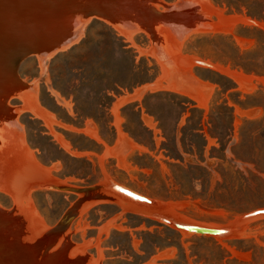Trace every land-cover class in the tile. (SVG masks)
<instances>
[{"label": "rangeland", "instance_id": "374dc122", "mask_svg": "<svg viewBox=\"0 0 264 264\" xmlns=\"http://www.w3.org/2000/svg\"><path fill=\"white\" fill-rule=\"evenodd\" d=\"M157 1L159 11L189 2L184 8L193 17L221 30L193 31L179 43L170 31L157 34L161 39L155 42L139 29L128 40L113 24L91 18L78 42L51 54L45 69L38 55L19 63L18 79L30 99L56 122L49 126L33 114L27 97L8 100L12 128L18 125L36 164L48 172L33 182L27 164L17 165L16 175L26 181L0 190L1 216L26 217L30 202L39 225L21 241L28 239L42 257L59 247V237L47 233L78 203L69 240L100 264H264V215L242 219L264 208V0ZM172 37L176 46H166ZM164 49L174 65L163 58ZM177 64L181 75L170 70ZM173 78L190 79L198 100L174 88ZM5 126L0 122V129ZM121 135L134 147L120 149ZM7 154L20 156L12 149ZM6 155H0V170ZM106 180L164 203L167 214L185 223L247 224L231 237L187 233L117 199L98 201L40 186ZM87 203L90 208H83Z\"/></svg>", "mask_w": 264, "mask_h": 264}, {"label": "bare ground", "instance_id": "6f19581e", "mask_svg": "<svg viewBox=\"0 0 264 264\" xmlns=\"http://www.w3.org/2000/svg\"><path fill=\"white\" fill-rule=\"evenodd\" d=\"M200 1L201 2H199V4H202L203 2H205L204 0H200ZM155 2H156V4H158L157 0H155ZM21 4L22 5L24 4V2L22 0L21 1L20 0H2L1 1V3H0V39L9 40V38H11V37L13 38V36H16L18 38H24V35H26L25 34L26 33L25 29H27V27H26L27 26V21L29 20V18H28L29 15L27 14L28 12H27L26 7L24 6V10L22 11L21 14L17 11V14L20 16V19L19 18H17V19L13 18V16H15V14H16L15 11H14L15 13H10V10L13 11L12 10L13 8L20 9ZM11 5H13V6H11ZM171 7L172 6L167 7V10H165V12H168L171 9ZM184 7L182 5H181V7H177V10L175 11V13L172 16L173 20H170V24L173 25V26L168 25L166 23H163V24L159 23V22L156 23L154 25V29H155L156 33L160 34V35H163L164 37H165V34H166L165 32L170 31L172 36H173V33H175V37L174 36L173 37L176 39L177 42L180 43L181 40L183 41L186 38L188 33L193 32V31H198V30H203V29L221 30L220 26L217 27L218 25H216V24L210 23L209 21L206 22L205 20H203V18L201 16L196 17V18L193 17V13L191 11L188 12V8H184ZM191 8L195 9L194 7H191ZM186 12H188V13H186ZM76 21H77V24H79V25L86 24V21H84L81 17H76ZM166 22H168V21H166ZM109 23L113 24L115 26V29H117L128 40L132 39L135 31H137L139 29H142L141 27H132V26L125 27V26H123L120 23H118L117 25H115L114 22H109ZM139 32H140V30H139ZM50 35L51 34H49V36ZM169 37H171V35H169ZM173 37H172V39L171 38H167L169 40H168V43L166 44V46H168L169 43L170 44L173 43L174 45L176 44L173 41ZM7 43H9V42H7ZM11 46H12L11 44H8V45H5L3 48H4V50L8 51V50H11L10 49ZM175 48H177V47H175ZM166 52H168V51L166 49H164L163 50L164 55H165ZM173 53H174V51H173ZM37 55H38L41 67L43 69H45L46 60L51 57L50 56L51 54L48 55L47 57H44V56L39 55V54H37ZM164 55H163V58L166 59V55L165 56ZM166 62L174 65L173 60H172V63H171V61L169 62L166 59ZM179 69H181V66H179L177 64L175 67L172 66V68L170 70H171L172 73H174L173 71L175 70V72H177L179 75H181V71H178ZM1 70H0V81H2V80L4 81L5 80L7 85L4 86V87H1L0 91H2V93L4 95L6 104H8L7 103L8 100L10 98H12V96L14 97V95H17L18 97H20L22 99H24V97H27L28 99H30L31 95H29V92L26 91V87L24 85L25 83L21 82L20 78L18 79V76H16L14 70H10L9 69L8 72H6L5 70H2V71ZM188 73H186V74H188ZM240 78H242V77H240ZM174 79L175 78H173V83L175 81ZM170 81H172V80H170ZM27 84H29V83H27ZM173 87L174 88L176 87L177 90L179 89V90L183 91L184 93H189V94L195 96L196 99L198 98V96L196 95V93L198 92V88L195 87L192 84V81H190V79H188V78L187 79L182 78L179 83H177V82L174 83ZM143 89H142V91H143ZM142 91H140V92H142ZM32 97H34V96L32 95ZM28 99H27V101H28ZM2 100H1V103H0V110H1L0 111V122H1V126L2 125L3 126L6 125V126L4 128H2V129H0V155H6L9 149L15 150L17 153L20 154L19 159L15 158L13 156L11 158V157H9L8 154L2 158L3 160L1 159L2 164L4 162V165L2 166V169L0 170V190L10 191V190H12L13 187H17V186L19 187L23 183V181L25 180L23 178L24 176L22 177L23 180H21V176H19V175L17 176L16 175V170L15 169H16L17 165L18 166H20V165L24 166L25 164H27L28 168L25 169V170H28V173H26V174H28L27 178L29 180H32L33 182L34 181H40L41 180L40 178H41L43 172L46 173V172H48V170L45 172V171H43V169L40 166H38L36 164L33 154L28 150L22 135L19 133L18 125H15V126H17V128H15V129L12 128V124H13L12 120L13 119H11V121L8 122V123L5 122L4 113L6 115H8L7 112L9 110V107H7L5 105V102L2 101ZM202 101H204V100L202 99ZM30 102H31L30 103V105H31L30 111L33 114H35L36 116H38V118H42L43 120H45L47 122V124H49V126L51 125V123H53V121H55L53 119L52 115L49 114L37 102H33L32 100ZM12 115H14V113ZM14 116L16 117V114ZM13 121H15V120H13ZM16 122H15V124H16ZM5 129H6V131H5ZM88 133L90 135H92V136H96L97 137V130L93 126H89ZM125 138H126V136H123V135L120 136V143H121L120 144V149H124V147H126V146L128 148L129 147H134V144L130 143L128 138H127L128 140H126ZM64 146L67 149H69V145L68 144H64ZM121 151H122V154H123V150H121ZM112 152L113 151H111V153ZM117 156H120V155H117ZM122 160H124V159H122ZM22 169L23 168H21V170ZM18 170H20V169H18ZM44 170H46V169H44ZM25 172H27V171H25ZM23 174H24V171H23ZM26 174H24V175H26ZM42 179L44 180V178H42ZM108 183L109 182L107 181L104 184H108ZM56 184L74 186V185L67 184L65 182H63V183L59 182V183H56ZM113 184L114 185L115 184L122 185V184H119V183H116V182H114ZM96 185H100V184H96ZM110 185H112V184L109 183L108 187ZM92 186H95V185H92ZM122 186H124V185H122ZM74 187H82V186H74ZM85 187H89V186H85ZM124 187L128 188L127 186H124ZM128 189L132 190L131 188H128ZM137 193H139V192H137ZM100 195H104L105 196L104 198L117 199L119 202H121L123 204V206L129 207L131 209H136V210H141V211H144V210L147 211V210L153 209V207L132 202V201H130V200H128V199L122 197L121 195H118V194H116V193H114L112 191H109L107 194H102L100 192H97V193H89V194H84V195L79 194L77 196H79V197L87 196L89 198H97V196H100ZM146 197H148V196H146ZM148 198L156 200V199L151 198V197H148ZM107 200L108 199H105L104 201H107ZM98 201H100V200H98ZM111 202H113V201H111ZM90 203H89L90 205L94 204L93 202H90ZM75 205H76V203H75ZM90 205H88V203H87V205L83 206V208H87L88 206H89L88 208H90ZM27 207L29 209V213L26 215V217L23 214H21V215L24 216V218H28L27 222H25V223L27 224V223L30 222V224H29L30 226L28 224L27 225L24 224V222L21 220V219H24L22 216H18V215H14V214L9 213V214H7V216L5 218L0 217V264H100L101 263V262H98V261L94 260L93 258H91L90 255H87L85 253L86 252L85 251V247H83V246L82 247H80V246L76 247V246H74L75 245L74 243L70 242V240H69L70 227H71V225L73 224L74 221L72 222L70 227L67 228L65 231L58 232L57 234H53L52 237H55L54 235H57L59 237V241H58L59 247L58 246H57V248L54 247L56 249L53 250L52 252L49 250L51 253L49 251H47V253L49 252V254H45V251H43V253L45 254L44 257H42V255L40 254V251H39V254H37L35 249L32 247L33 243L28 242V239H26L24 241L23 240L21 241V237L23 238V237H25L26 234L28 235V234H31L33 231H36L35 230L36 229V225H37V227L39 225V220L36 219V214H35V211L33 209V205L29 202ZM83 208L80 209V212L84 211ZM125 209H127V208H125ZM261 209H264V208H261ZM258 210H260V209H258ZM254 211H256V210H254ZM80 212H79L78 215H80ZM0 214H2V213L0 212ZM66 214H68V212H66ZM75 214H76V212H75ZM259 216H262V215H259ZM256 217H254V218H256ZM176 219L180 220L177 217H176ZM249 220H251V219H249ZM180 221H182V220H180ZM56 224H55V226H56ZM190 224L201 225L200 223H196V222H191ZM244 224L242 222H237L234 225V227H236V230H238V232H239L240 228ZM202 226H204V225L202 224ZM206 227H208V226H206ZM242 229H244V228H242ZM41 230H43V231L42 232L38 231V234L39 233L42 234L44 231L46 232V230H48V229L44 227ZM39 237H40V234H39ZM41 241H42V239H41ZM44 245H46V243ZM49 245H53V243L50 242ZM49 245L47 243L48 247H46V248H49ZM43 249L45 250V248H43Z\"/></svg>", "mask_w": 264, "mask_h": 264}, {"label": "water", "instance_id": "95a60500", "mask_svg": "<svg viewBox=\"0 0 264 264\" xmlns=\"http://www.w3.org/2000/svg\"><path fill=\"white\" fill-rule=\"evenodd\" d=\"M21 1V0H20ZM24 4L20 9L13 8L10 13H15L14 19L19 18L17 11L21 14L24 6L27 9L29 20L27 21L26 35L24 38L13 36L9 40L0 39V70L6 72L14 70L16 76L18 75L19 63L31 55L37 54L47 57L52 54L56 55L65 46H74L75 42L85 29L86 24H77L76 17H81L84 21L89 19H98L105 23L114 22L125 27H141L150 33L153 41L158 39V35L154 29V25L158 22H166L173 20L172 16L181 7V3L173 4L168 12L159 11L156 8L155 0H22ZM183 3V5H190ZM13 6V5H11ZM167 5H164V7ZM165 9V8H164ZM15 11V12H14ZM16 17V18H15ZM108 24V23H107ZM48 30V31H47ZM51 34L49 37L47 32ZM46 33V35H45ZM33 34V35H32ZM83 34V33H82ZM80 39V38H79ZM160 41V39H158ZM9 42V43H7ZM156 42V41H155ZM11 44V50H4V46ZM13 47V48H12ZM3 50V51H2ZM195 64L201 65V62L194 61ZM211 68V66H208ZM1 70V71H2ZM6 81H0V88L6 86ZM3 99V100H2ZM1 100L5 102L4 95L0 91ZM6 105V102H5ZM1 111V110H0ZM3 112V111H2ZM4 113V112H3ZM5 122H10L11 117L4 113ZM111 183L108 187V184ZM100 184L89 187H74L67 185H58L53 182H47L41 187L56 190L60 192L72 193L75 195L89 194L100 192L107 194L112 191L122 197L138 203L153 207L147 210L149 215L163 223L172 226L178 230L193 232L201 235H209L213 237L223 238L237 233L236 227H206L202 225H194L182 222L175 217L170 216L165 212V205L158 200L150 199L140 193L130 190L122 185ZM87 197V196H84ZM104 195L97 196V198H90L96 200H105L112 198H104ZM89 198V197H87ZM78 203L68 211V214L63 216L61 220L54 226L47 234L53 236L58 232H63L70 227L76 218L75 210ZM259 215H264V209L256 210L248 213L242 219H249ZM0 217L1 214H0ZM57 237V235H54ZM53 238V237H52Z\"/></svg>", "mask_w": 264, "mask_h": 264}]
</instances>
